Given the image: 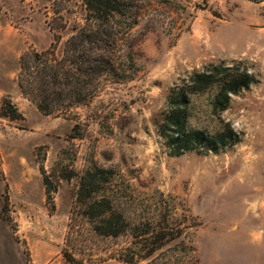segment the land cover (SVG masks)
<instances>
[{
	"label": "rangeland",
	"instance_id": "rangeland-1",
	"mask_svg": "<svg viewBox=\"0 0 264 264\" xmlns=\"http://www.w3.org/2000/svg\"><path fill=\"white\" fill-rule=\"evenodd\" d=\"M121 1L119 77L103 79L88 105L46 116L20 91V57L49 47L46 20L55 24L60 10L62 56L85 25L84 2L0 0V111L8 98L25 116L0 114V264H66L61 252L80 177L95 168L110 171L107 196L131 223L175 230L178 238L155 255L160 263L169 251L180 264H264V2ZM240 61L256 82L231 97L221 119L212 110L215 90L194 98L188 123L216 132L229 122L241 142L170 156L157 134L170 91L194 71ZM41 164L58 187L52 212ZM125 244L92 238L87 248L99 264H117L106 253Z\"/></svg>",
	"mask_w": 264,
	"mask_h": 264
},
{
	"label": "trees",
	"instance_id": "trees-1",
	"mask_svg": "<svg viewBox=\"0 0 264 264\" xmlns=\"http://www.w3.org/2000/svg\"><path fill=\"white\" fill-rule=\"evenodd\" d=\"M83 2L87 12L85 25L76 28L75 34L66 41L62 56L57 54V49L62 41L61 32L67 29V24L63 10H60L55 12V24L46 20L53 34L50 47L43 51L29 48L20 57L18 86L23 97L43 115L65 114L74 107L88 105L98 93L103 79L119 77L114 55L125 30L118 27V17L126 16L124 4L121 0ZM255 82L256 75L242 61L211 64L181 79L170 91L168 108L157 130L169 155L219 153L239 144L242 135L229 122L221 120L216 132L189 127L190 110L194 98L215 90L212 110L221 119L231 97ZM0 114L12 121L25 119L8 98L3 100ZM78 127L76 124L73 132ZM40 171L44 178L47 204L52 206V212L55 211L54 195L58 187L53 185L43 164ZM109 174L106 169L95 168L88 169L80 177L61 252L65 263H101L103 258H95L96 255L89 253L87 248L92 238H100L126 240L125 245L106 253L107 259L115 260L117 264H180L177 255L169 251L163 252V263L155 258L166 243L178 238L175 230L156 232L151 226L144 228V225L131 223L107 196L111 183ZM78 251H81V258H77Z\"/></svg>",
	"mask_w": 264,
	"mask_h": 264
},
{
	"label": "crops",
	"instance_id": "crops-1",
	"mask_svg": "<svg viewBox=\"0 0 264 264\" xmlns=\"http://www.w3.org/2000/svg\"><path fill=\"white\" fill-rule=\"evenodd\" d=\"M34 13H35V12H34ZM34 15H35V14H32L31 17L34 16ZM31 21H32V20H31ZM46 25H47V23H46ZM47 26H48V25H47ZM48 28H49V27H48ZM49 30H50V29H49ZM50 35H52V37H53V34H52L51 31H50ZM52 42H53V41H52ZM52 42H51V43H52ZM51 43H50V45H51ZM50 45H49V47H50ZM49 47H48V48H49ZM48 48H46V49H48ZM46 49H44V50H46ZM37 50H38V49H37ZM38 51H43V50H38Z\"/></svg>",
	"mask_w": 264,
	"mask_h": 264
}]
</instances>
